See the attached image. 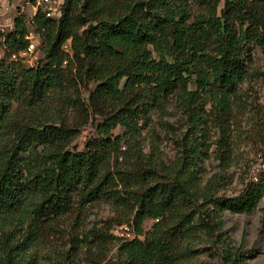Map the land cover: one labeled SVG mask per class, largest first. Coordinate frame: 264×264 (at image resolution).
Segmentation results:
<instances>
[{
	"label": "trees",
	"instance_id": "1",
	"mask_svg": "<svg viewBox=\"0 0 264 264\" xmlns=\"http://www.w3.org/2000/svg\"><path fill=\"white\" fill-rule=\"evenodd\" d=\"M201 5L206 12L193 14ZM31 23L41 58L30 67L10 58L27 45L25 14L0 30L8 47L0 59V231L7 249L0 264H40L19 256L49 243L69 216L83 225L88 205L100 199L120 219L74 235L56 264H102L116 245L120 264H175L196 214L207 224L225 210L257 209L264 170L226 199L216 196L213 180L201 187L197 161L198 136L214 108L219 148L230 147L229 94L244 81L254 48H264V0H64L56 16L40 8ZM174 95L195 131L166 167L137 146L142 121L152 110L165 112ZM73 110L96 128L82 150L74 144L79 130L68 123ZM127 223L141 239H119L116 227Z\"/></svg>",
	"mask_w": 264,
	"mask_h": 264
},
{
	"label": "rangeland",
	"instance_id": "2",
	"mask_svg": "<svg viewBox=\"0 0 264 264\" xmlns=\"http://www.w3.org/2000/svg\"><path fill=\"white\" fill-rule=\"evenodd\" d=\"M58 9L64 0H55ZM32 0H3L0 2V25L9 27L10 21L18 13L25 14L27 22L35 12ZM206 12L205 6H197L193 14ZM3 44L0 42V55ZM26 66H32L25 63ZM94 89V84H92ZM191 88L196 89L194 82ZM89 92L82 89V98L87 100ZM231 115L225 122L230 147L226 151L219 148L222 132L218 122V109H213L198 139L199 148L197 170L201 187L210 180L215 183L217 197L226 199L237 197L244 187L264 170V48L256 46L248 72L236 91L229 94ZM165 112L152 110L149 121L143 120L140 130V145L143 153L157 162L169 167L182 154L184 139L189 142L194 134L191 119L177 96L165 100ZM68 123L79 130L80 134L74 144L82 150L89 137L95 136L96 128L92 118L78 110L68 112ZM116 134L121 133L117 129ZM196 134V132H195ZM127 148V146H126ZM123 168L134 165L127 160H120ZM137 165V162H136ZM106 200L100 199L88 205L83 225L75 223L76 216H69L59 226L60 232L52 234L49 243L19 256L22 262L36 258L40 264H56L70 249L71 238L93 225H102L109 220H119V211ZM203 214L194 216L191 231L177 249L178 260L175 264H264V199L252 213L223 211L219 217H210L207 224L202 223ZM168 227L167 222H163ZM155 222L147 220L146 230H152ZM118 226L115 225V227ZM114 227V228H115ZM11 233V229L7 230ZM5 235L0 231V259L7 257ZM191 250V252L189 251ZM15 253V251H13ZM122 256L118 254V245L112 247L102 264H120Z\"/></svg>",
	"mask_w": 264,
	"mask_h": 264
},
{
	"label": "built area",
	"instance_id": "3",
	"mask_svg": "<svg viewBox=\"0 0 264 264\" xmlns=\"http://www.w3.org/2000/svg\"><path fill=\"white\" fill-rule=\"evenodd\" d=\"M1 1L3 0H0V2ZM32 1L35 2V5H34L35 12L33 15H35L36 12L40 8L46 13L48 17L56 16L57 12L59 11L57 7L58 3L55 0H32ZM13 24H14V18L12 19V24H10L9 27L12 28ZM27 26H28V31L25 36V39L27 41L26 47L17 53L10 54V58L13 60L20 59L24 63H29L32 66H34L41 58V50H40L41 40L39 36H37L33 30L31 19L27 22ZM5 29L6 28L4 25H0L1 31H5ZM64 48L68 50V44H65ZM2 51L3 52L0 55V59L3 56V54L8 52V47L6 44H3ZM253 180L257 181L258 175H255L253 177ZM116 235L119 237V239L122 242L133 240L136 238H140V239L142 238L141 235L137 234V232L135 231L134 225L132 223H127V224H123L121 226L116 227Z\"/></svg>",
	"mask_w": 264,
	"mask_h": 264
},
{
	"label": "crops",
	"instance_id": "4",
	"mask_svg": "<svg viewBox=\"0 0 264 264\" xmlns=\"http://www.w3.org/2000/svg\"><path fill=\"white\" fill-rule=\"evenodd\" d=\"M12 24V21H10L9 25Z\"/></svg>",
	"mask_w": 264,
	"mask_h": 264
}]
</instances>
